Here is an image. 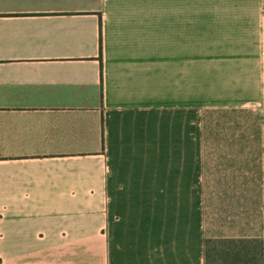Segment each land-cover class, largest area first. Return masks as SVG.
<instances>
[{"label":"crops","instance_id":"1","mask_svg":"<svg viewBox=\"0 0 264 264\" xmlns=\"http://www.w3.org/2000/svg\"><path fill=\"white\" fill-rule=\"evenodd\" d=\"M133 1L0 0V264H205L204 112L264 110V0L206 49ZM229 157L264 241V141Z\"/></svg>","mask_w":264,"mask_h":264},{"label":"rangeland","instance_id":"2","mask_svg":"<svg viewBox=\"0 0 264 264\" xmlns=\"http://www.w3.org/2000/svg\"><path fill=\"white\" fill-rule=\"evenodd\" d=\"M118 1V2H117ZM115 0L114 9L117 5H140L141 2L133 0ZM257 0H155L151 5V11L155 10L158 16L187 14L189 18L190 46L199 45L205 49L208 46H216V31L212 20H216V14H236L245 9H255L252 3ZM249 5H245V3ZM127 3V4H126ZM164 18V17H162ZM203 134L200 141L204 144V169L202 182L204 184V197L198 198L199 203L204 204V216L206 237H228L230 231L239 233V227L244 225L245 218L240 219L242 207L247 201V210H250L252 218L247 214V219L252 220V226L259 229V182H246L237 173V180H232L235 168L229 164H235L230 160L229 143L238 142H263L264 141V110L260 108H247L241 110H206L204 112ZM192 136V135H190ZM196 140V134H193ZM253 170L254 179L259 178L260 166L251 161L248 165ZM231 171V172H229ZM257 171V172H256ZM238 176L242 178L238 180ZM234 178V176H233ZM248 197L243 195L244 187ZM197 203V199H190ZM250 208V209H249ZM233 227L230 230V225ZM242 221H244L242 223Z\"/></svg>","mask_w":264,"mask_h":264},{"label":"trees","instance_id":"3","mask_svg":"<svg viewBox=\"0 0 264 264\" xmlns=\"http://www.w3.org/2000/svg\"><path fill=\"white\" fill-rule=\"evenodd\" d=\"M205 264H264V241L206 237Z\"/></svg>","mask_w":264,"mask_h":264}]
</instances>
